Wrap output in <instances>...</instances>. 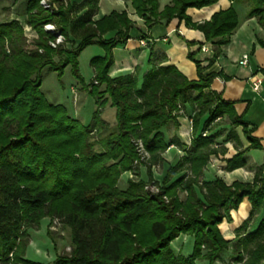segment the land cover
<instances>
[{"label": "trees", "instance_id": "trees-1", "mask_svg": "<svg viewBox=\"0 0 264 264\" xmlns=\"http://www.w3.org/2000/svg\"><path fill=\"white\" fill-rule=\"evenodd\" d=\"M50 1L62 5L65 0ZM99 1L69 3L56 13L45 10L41 0L23 2L19 16L26 17L38 33L31 50H26L18 21L0 24V264L30 263L24 260L28 231L46 217L70 231L71 253L59 256L53 264H197L199 260L216 264L232 243L223 236L220 225L245 200L251 205L250 215L261 213L262 218L256 230L237 233L233 246L236 262L264 264V164L252 182L202 181L211 156L219 153L207 132L220 118L227 116L232 126L241 127L250 143L227 160V171L245 167L244 154L261 149L249 124L236 114L235 103L212 91L221 74L204 76V69L190 54L199 73L197 81H190L175 66H159L151 49V69L141 83L135 74L112 78L113 50L126 45L134 22L126 11L93 20ZM129 1L147 30L178 19L201 31L214 44L209 66L238 26L233 7L205 23H191L188 9L210 7L219 0H172L162 10L159 0ZM251 1L247 17L258 18L264 26V0ZM50 23L66 43L73 37L77 47L52 48L55 36L44 30ZM109 32L116 36L104 39ZM258 42L264 48V41ZM94 45L105 55L91 60L95 77L86 89L95 98L97 109L92 122L84 126L66 107L46 100L41 72L47 69L62 76L71 66L74 77L84 84L78 59ZM108 104L116 109L117 124L101 136L108 127L101 117ZM186 109L192 114L189 147L177 135H169L172 127L179 129L178 119ZM229 136L235 137V132ZM139 140L150 158L134 166L140 159ZM171 146L187 155L157 180L160 192L152 196L145 187L154 181L152 169L163 164V154ZM140 167L147 168L148 182L140 179ZM126 172L135 179L122 190L118 185ZM181 193H185L184 199ZM181 235L194 237V252L189 257L176 256L171 249Z\"/></svg>", "mask_w": 264, "mask_h": 264}, {"label": "crops", "instance_id": "crops-1", "mask_svg": "<svg viewBox=\"0 0 264 264\" xmlns=\"http://www.w3.org/2000/svg\"><path fill=\"white\" fill-rule=\"evenodd\" d=\"M67 1L70 4H80L85 0ZM159 1L160 10L172 4V0ZM252 6L251 0H219L217 4L210 7L187 10V15L192 24L210 21L214 14L226 11L231 7L237 13L238 26L232 32L230 43L221 47L222 54L211 66L209 64L214 57V44L207 42L201 31L188 26L185 21L180 22L178 19H174L167 25L159 24L151 30H147L143 19L136 15L129 0H100L97 14L93 18L96 21L113 11H126L129 18L134 22L129 41L126 45L113 50L114 64L110 69L112 78L135 74L141 83L143 76L151 69L148 64L151 49L155 53L156 62L159 66H175L190 81L199 79L198 67L195 62H198L204 69V76L210 73L221 74V77L214 80L211 87L212 91L219 94L222 100L235 103L236 114L249 124L252 137L257 139L261 149H250L244 154L245 167L231 172L227 171V160L232 159L240 151H245L250 143L244 137L241 127H235V137L227 136L224 138L225 134L220 132L223 127L220 123L229 121V124H232L227 116L220 118L211 125L207 132L209 136L213 137L219 153L211 156L209 164L204 169L202 181L210 182L221 178L227 185H231L235 181L252 182L255 172L264 164V74L259 71L260 69L264 71V48L258 42L259 40L264 41V26L259 23L258 18L247 17ZM85 12L83 11L81 14ZM115 36L116 32H109L103 38L109 40ZM142 41L146 45H142ZM190 54L195 62L189 59ZM104 55L105 53L98 57ZM246 55L249 57V63L244 66L241 62ZM257 79H261L263 82V90L260 93L253 91L252 82ZM108 106L111 107L108 104L102 110V116ZM185 112V115L178 119L179 129L175 130L172 127L169 130V135L170 137L177 135L182 144L189 147L192 137V124L190 122L192 114L189 109H186ZM103 120L106 123H109L110 120L113 125H116L112 119ZM186 155L187 153L183 149L171 146L163 154L164 162L159 165L161 172L157 175V179H160L169 167L177 164ZM141 172L143 173V171ZM146 176L147 170L145 169V174H142L140 178L144 179ZM124 177L126 180L122 181ZM132 178L133 175L126 172L122 175L120 182L125 181L128 185V181ZM250 207L249 201L245 200L238 211L231 212V217L227 219L230 223L224 221L220 225L223 236L227 240L232 241L236 238L237 233L240 232L239 225H244L245 214H250ZM238 213L242 214L239 215ZM235 221L239 223L235 224ZM249 232L251 231L247 233ZM244 234L246 233L244 232Z\"/></svg>", "mask_w": 264, "mask_h": 264}, {"label": "rangeland", "instance_id": "rangeland-1", "mask_svg": "<svg viewBox=\"0 0 264 264\" xmlns=\"http://www.w3.org/2000/svg\"><path fill=\"white\" fill-rule=\"evenodd\" d=\"M26 0H0V24L1 23H9L12 21H18L23 29L24 36L26 38V50L34 49V42L38 39V33L32 29L27 24L26 17H19L21 13V7L23 2ZM43 0H41L42 2ZM47 4L51 5L49 9L44 8L45 10L50 11L51 13L59 12L61 6H67L69 3L67 0L63 2L62 5L57 3H52L50 0H44ZM48 25V24H47ZM56 27L55 24L50 23ZM46 26V25H45ZM44 26V30H45ZM57 29V27H56ZM58 30V29H57ZM47 32V31H46ZM74 41L73 37H70V42H64L60 46H64L67 49H74L77 45L72 44ZM105 52L99 46H90L86 48L80 55L79 61V71L80 76L83 79L84 84H82L79 80H77L72 74L71 66H68L64 74L59 76L58 73L49 72L47 69H44L41 72L42 75V86L41 91L44 94L46 100L55 105H63L66 107L68 114L77 119L82 125L88 126L93 119L94 112L97 109L95 98L87 91L86 87L92 84L95 72L91 66V60L95 57L103 55ZM58 61V59H56ZM103 112V111H102ZM102 119H112L114 124L116 123V110L111 107H107L104 111ZM229 121H223L220 123L223 126L220 130L221 133H224L226 138L232 132H234L235 127L229 124ZM108 127L105 129V132L101 134L104 136L111 131H113L116 125L109 120L107 123ZM95 139L97 140L100 135H95ZM256 152V151H255ZM146 167H140V175L145 174ZM143 171V173L141 172ZM154 174V183L150 182L147 185H156L160 187V183L157 180V175L161 172L160 166H156L152 169ZM135 179L133 176L132 180ZM141 179V178H140ZM126 180L124 177L122 179ZM144 180L148 182V177H144ZM119 188L125 190L128 185L124 182H119ZM180 197L182 199L185 198V193H181ZM251 208V207H250ZM240 209V208H239ZM231 212L229 216L231 217ZM245 213L244 211H242ZM239 214V213H238ZM240 213L239 215H241ZM246 215V216H245ZM244 225H239L240 234L248 231L256 230L261 218V213H255L254 215L245 214ZM228 216H226V222H228ZM238 221H235V224H238ZM227 228V225H225ZM52 233V234H51ZM29 239L24 249V260L30 262L26 264H53L57 258L63 254H70L71 249V239H70V231L64 228L60 223H55L51 221L50 218H43L38 227L31 228L28 231ZM237 241V237L232 240L229 249L222 255L220 261L216 264H241L236 262L237 255L234 251V245ZM195 240L192 235H181L171 244V249L176 256H185L189 257L194 252ZM197 264H209L206 260H199Z\"/></svg>", "mask_w": 264, "mask_h": 264}, {"label": "built area", "instance_id": "built-area-1", "mask_svg": "<svg viewBox=\"0 0 264 264\" xmlns=\"http://www.w3.org/2000/svg\"><path fill=\"white\" fill-rule=\"evenodd\" d=\"M41 5L46 9L51 8L50 7L51 5L47 4L44 0L41 2ZM45 31L50 32V33L54 34V36H55V40L50 43L52 48L56 49L64 42V37L60 34V32L56 29L55 26L48 24L45 26ZM141 44L146 45V43L144 41H142ZM241 63L244 66L248 65L249 57L247 55L244 56ZM95 84H97V82H95ZM262 84H263V82L261 79L254 80L252 82L253 91L260 93L263 90ZM190 122L192 124V120ZM136 146L138 149L140 159L135 162L134 166H139L141 162H147L150 157H149V154L145 151L143 143L140 140L136 141ZM145 191L152 196L157 195L160 192V187H158L156 185H152V186L147 185L145 187ZM55 223H59V221L55 220Z\"/></svg>", "mask_w": 264, "mask_h": 264}]
</instances>
